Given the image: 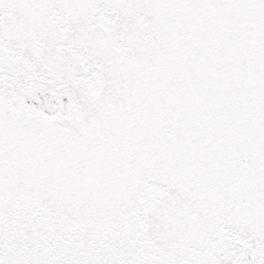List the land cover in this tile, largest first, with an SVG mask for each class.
I'll list each match as a JSON object with an SVG mask.
<instances>
[{
    "label": "snow or ice",
    "instance_id": "6c2138e0",
    "mask_svg": "<svg viewBox=\"0 0 264 264\" xmlns=\"http://www.w3.org/2000/svg\"><path fill=\"white\" fill-rule=\"evenodd\" d=\"M0 264H264V0H0Z\"/></svg>",
    "mask_w": 264,
    "mask_h": 264
}]
</instances>
